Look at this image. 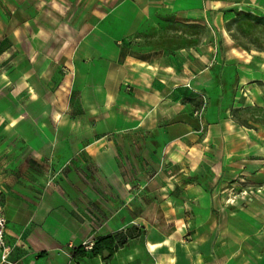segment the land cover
<instances>
[{"label":"rangeland","instance_id":"rangeland-1","mask_svg":"<svg viewBox=\"0 0 264 264\" xmlns=\"http://www.w3.org/2000/svg\"><path fill=\"white\" fill-rule=\"evenodd\" d=\"M159 1L0 0V50L58 54L64 68L59 81L70 85L58 90L61 103L55 101V105L75 114L94 115L99 129L104 118L112 132L131 134L140 129L145 165L139 172L144 184L157 173L161 182L173 181L180 165L171 162H187L193 190L189 215H163L159 218L161 231H177L175 264H200L202 259L206 264H227L232 253L230 231L237 225L227 215L247 210L251 192L233 187L227 189L226 196L217 190L216 196L214 189L221 179L246 184L248 179L240 172H249L242 166L264 146V12L239 11L237 6L214 11L192 3L194 8L174 13ZM233 49L247 53L239 57ZM140 61L158 68L155 77L145 80L150 90L136 89L130 81H123L137 74L134 66ZM105 92L111 94V101L104 102ZM115 135L112 139L120 146ZM182 137L188 144L176 140ZM132 139H136L134 135ZM180 144L185 147L184 156L174 158ZM152 160L158 166L152 165ZM136 187V198L150 208L151 187L139 189L136 183L129 196L135 195ZM199 187H206L207 194ZM115 194L111 196L117 206L121 195ZM106 201L110 203L102 194L99 202ZM256 203L264 205L260 199ZM68 204L64 198L62 205ZM215 208L223 215H209ZM96 214V225L104 224L107 216L103 210L97 209ZM116 222L128 225L120 218ZM128 226L92 234L82 245L87 251L83 258L74 255L78 247L65 246L61 255L48 258L45 264H106L103 256L91 253L96 241L105 237L114 239L110 264L164 261L165 252L152 255L142 248L152 237L151 230L149 236L143 227Z\"/></svg>","mask_w":264,"mask_h":264},{"label":"crops","instance_id":"crops-1","mask_svg":"<svg viewBox=\"0 0 264 264\" xmlns=\"http://www.w3.org/2000/svg\"><path fill=\"white\" fill-rule=\"evenodd\" d=\"M173 1L172 5L167 0L163 3L174 13L194 8L192 3L214 11L237 6V10L241 9L239 11L246 8L264 12V0H186L178 11H174L173 6L177 0ZM54 57L45 51L32 54L31 51L11 53V48L0 50V192L7 219L8 264H45L48 258L61 255L65 246L79 248L92 234L102 229L114 231L117 227L127 229L128 225L143 227L147 232L151 230L152 237H148L145 247L142 246L148 252L149 242H159L170 235L175 237L177 247L176 229L173 233H164L159 218L168 214L188 217V200L193 191L187 169L190 165L174 160L171 165H180L178 177L175 175L173 181L161 182L157 173L148 184H144L143 173L139 172L145 165L141 149L143 132L140 129L132 130L131 134L122 130L112 132L106 118L102 120L103 128L99 129L94 115L75 114L63 105H55V101L61 103L58 90L70 83L59 81L63 77V60L58 54ZM140 62L154 65L148 61ZM134 70L137 74L126 76L123 81H130L136 89L147 87L150 90L145 80L155 77L158 68L153 75L143 74L135 66ZM110 96L105 92L104 102L111 101ZM31 106H35L33 111L28 110ZM118 133L121 134L115 135ZM113 134L120 138V146L117 140L112 139ZM176 140L188 144L186 137ZM184 149L180 144L174 151V158L182 156ZM256 155L260 157L259 161ZM253 156V160L249 159L247 165L242 166L249 173L240 172L244 179H248L246 184L234 181L230 184L229 180L221 179L214 189V192L221 190L223 196H226L228 188L233 187L234 190L246 188L251 192L247 210H233V214L227 215L237 223L230 231L232 253L227 264H264V205L256 203L257 199L264 201V146ZM151 164L158 166L153 160ZM136 183L139 189L144 185L151 187L150 208L144 207L140 197L136 198L137 187L135 195H128ZM199 188L207 194L206 187ZM112 193L121 195L117 206L112 202ZM102 194L110 203L99 202ZM64 198L70 204L62 205ZM97 209L103 210L107 216L104 224L98 226L95 218ZM213 213L216 217L223 215L220 208L211 210L209 215ZM61 216L68 219L60 220ZM118 218L128 225L117 224ZM143 218L147 220L143 221ZM132 222L134 226L129 224ZM221 245L223 249V242ZM212 253L210 251V255ZM1 255L0 248V264H4ZM165 256L166 252L163 264ZM110 257L102 258L110 264ZM159 261L162 260L157 263ZM200 264H206V259H202Z\"/></svg>","mask_w":264,"mask_h":264},{"label":"bare ground","instance_id":"bare-ground-1","mask_svg":"<svg viewBox=\"0 0 264 264\" xmlns=\"http://www.w3.org/2000/svg\"><path fill=\"white\" fill-rule=\"evenodd\" d=\"M186 0H177V2L173 5L174 11H178L180 8L184 7V2ZM233 52L237 54L239 57H243L246 54V51L240 52L237 49H233ZM135 68L143 74L152 75L156 71V67L150 63L146 62H138L135 64ZM152 114V112H151ZM149 116V115H148ZM12 122V121H11ZM148 250L152 254H157L159 251L166 252L165 260L169 264H174L176 262V258L174 253L176 251V240L173 236H167L163 240L155 243H148ZM133 259V257H129ZM157 264H163V261H159Z\"/></svg>","mask_w":264,"mask_h":264},{"label":"trees","instance_id":"trees-1","mask_svg":"<svg viewBox=\"0 0 264 264\" xmlns=\"http://www.w3.org/2000/svg\"><path fill=\"white\" fill-rule=\"evenodd\" d=\"M114 239L112 237H105L98 239L95 243L96 246L91 250V253L94 256H104V253L107 251L112 254ZM76 257L83 258L87 256V251L83 247L77 248L74 254Z\"/></svg>","mask_w":264,"mask_h":264},{"label":"built area","instance_id":"built-area-1","mask_svg":"<svg viewBox=\"0 0 264 264\" xmlns=\"http://www.w3.org/2000/svg\"><path fill=\"white\" fill-rule=\"evenodd\" d=\"M7 230V219L4 213V206L2 203L1 192H0V248L2 250V262L8 264V256L10 247L6 239Z\"/></svg>","mask_w":264,"mask_h":264},{"label":"water","instance_id":"water-1","mask_svg":"<svg viewBox=\"0 0 264 264\" xmlns=\"http://www.w3.org/2000/svg\"><path fill=\"white\" fill-rule=\"evenodd\" d=\"M108 256V252L106 251L105 253H104V257H107Z\"/></svg>","mask_w":264,"mask_h":264},{"label":"flooded vegetation","instance_id":"flooded-vegetation-1","mask_svg":"<svg viewBox=\"0 0 264 264\" xmlns=\"http://www.w3.org/2000/svg\"><path fill=\"white\" fill-rule=\"evenodd\" d=\"M109 255H110V253H108V256H109ZM108 256H107V257H108Z\"/></svg>","mask_w":264,"mask_h":264}]
</instances>
